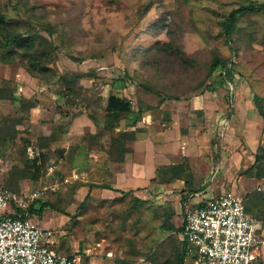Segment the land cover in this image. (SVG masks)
Returning a JSON list of instances; mask_svg holds the SVG:
<instances>
[{
	"label": "rangeland",
	"instance_id": "rangeland-1",
	"mask_svg": "<svg viewBox=\"0 0 264 264\" xmlns=\"http://www.w3.org/2000/svg\"><path fill=\"white\" fill-rule=\"evenodd\" d=\"M252 2L263 4L264 0H0V12L5 15L6 22L11 24L16 34L23 36L37 33L46 48H51L52 42L54 46H59V41L55 36L50 37L44 31L45 28L51 21L62 24L68 36L63 52L70 53L73 58L82 62L75 65L61 54L60 60L54 65L58 73L82 74L94 69L99 77L106 79V93L109 88L107 85L112 84L111 80L122 78L126 72L133 78L134 83L118 80L113 84V89L117 95L132 99L135 108L140 93L137 90L138 83L179 97L180 101L170 102L164 109L167 111L174 109L178 114L183 113L186 117L185 123L198 119L196 116L187 115L186 111H181V104L184 102L197 100L205 93L209 96L212 106L206 111L217 112L221 114L220 117L237 111L235 102L241 96V112L251 110L258 120L261 131L258 134L259 146L252 158V162H255L256 157H260L256 178L261 182L264 180V119L259 116L254 104L264 111V12L238 18L236 31L231 37L232 46L236 51L229 49L220 26L232 10ZM146 6H150L148 12L140 17V12ZM31 16L40 19H35L37 17L31 19ZM159 20H163L167 28H163L159 36H154L153 33L161 24L158 23ZM168 28L170 31L166 35L165 31ZM2 38L0 36V43L3 46ZM158 41H175L179 45L181 56L169 58L166 54L144 52ZM10 50L11 47L0 50V57ZM217 58L229 62L232 66L235 73L234 85L225 83L222 87H215L216 92L207 91V87L212 88L213 83H217L221 78L220 70L211 77L207 75L209 65ZM147 60H150L148 61L150 63L154 60V63L160 64L159 68L150 66ZM4 79L16 84L17 99L12 104L0 103V118L9 115L22 118V122L17 125L20 134L0 146L1 185L17 194H32L34 190L44 192L36 208L39 209L45 203L70 217L76 215L73 221L48 208L51 210V218L47 220L50 225L46 228L53 232V241L57 243L55 247L62 246L68 251L61 249L59 251L53 246L51 249L65 255L77 250L84 252L81 264H164L168 261L174 263V250L178 248L180 236L176 232L160 230L159 224L152 221L146 211H143L145 214L139 218L138 213L129 212L125 204L121 205L122 207L103 208L101 214H97L95 206L93 208L90 206L92 210L89 209V213L79 218L78 207L84 199L79 197L80 193L77 196V185L81 184V177L80 179L77 177V147L99 145L98 152L87 150L85 154L82 152L84 161L93 159L101 165L108 160L114 163L122 157L120 148H116V151L110 149L116 146L111 145V139L116 137V134L103 130L101 138H91L90 136L94 135L89 132L94 130L96 124L79 122L73 124L72 119L67 125V120L63 118L59 120L60 115L53 116L52 123L42 126L40 121L43 118L50 121L57 107L62 112L70 113V116L77 111L72 104L67 106L59 103L56 94L61 89L60 83L56 79L47 84L40 83L37 78L30 77L17 62L0 66V85ZM95 85V79L87 77H82L77 82L79 90H89L93 93L96 91L93 89ZM255 97L259 100L255 101ZM33 98L41 107L34 111V116L30 114L28 117L21 112L16 117L15 110H20L21 101L23 99L30 101ZM79 99L76 103L84 102L87 111L93 108L95 117L99 119L98 124H102L103 118L96 105L95 96L88 100ZM157 100V97L151 94L144 97V101L150 105H155ZM216 102H220L221 109L218 110L214 105ZM197 105L198 103H193V106ZM189 107L186 106L187 111H190ZM165 110L149 113L162 116L167 112ZM81 115L87 117L85 113ZM201 117L198 118L202 120ZM235 117L236 113L231 114L228 119V126L230 124L231 128L239 125L236 121L239 120L238 116ZM56 123L58 126L54 127ZM99 128L97 132L103 126L100 125ZM37 131L47 135L53 131L57 140L51 154L44 155V158L43 155L39 156L34 144L37 139L34 133ZM231 135L234 140L236 134L233 136L231 132ZM236 138L245 149L247 144L245 138L239 134ZM217 143L218 141L216 147ZM92 155L100 157L95 160L97 157ZM34 158H37L34 166L25 164L24 160H30L33 165ZM44 165L47 167L46 170L42 169ZM38 166L42 169L38 180L33 181L31 175L22 178V170L25 167H30V174L34 176ZM88 171L84 178L88 180L86 176L94 173L92 176L95 180L105 183L102 168L101 173L95 165L94 172L89 168ZM263 184L258 187H262ZM43 213L37 215L38 218L35 217L34 220L40 221ZM91 220L95 221L94 224H90ZM136 243L143 252L138 251ZM107 252H112L113 256L106 257Z\"/></svg>",
	"mask_w": 264,
	"mask_h": 264
},
{
	"label": "crops",
	"instance_id": "crops-1",
	"mask_svg": "<svg viewBox=\"0 0 264 264\" xmlns=\"http://www.w3.org/2000/svg\"><path fill=\"white\" fill-rule=\"evenodd\" d=\"M207 99L209 100V96L204 93L197 100L182 102L181 111H186L187 115L189 114L191 117L196 116L198 120L195 122L189 120L185 123L186 117L183 116V113L178 114L174 109L165 110L164 108L171 101L159 109L167 111L165 114L162 113V116L145 113L135 125H133V119H128L126 127H122L121 130L122 132L135 133L133 136L135 138L132 141H127L120 149L122 153L124 149L128 152L122 154L117 162L101 165L94 162L92 158V161L88 160L87 162V160L84 161L85 157L82 154L77 155V177L79 179L81 177L77 196L80 193L79 197H82L83 200L89 195L91 208L95 206L97 214H101L103 208L122 207L123 204L129 209V212L138 213L137 217L139 218L140 215L145 214L143 211H146L152 221L159 224L160 230H167L166 226L170 224L172 229L169 232L178 234L184 227L186 209L196 207L203 201L218 197L224 192H233L244 198L246 213L260 223L259 234L264 239V188L260 191L257 190L264 180L260 182L256 178V173L252 174L250 171L254 164L252 162L253 154L259 146L258 134L261 131L258 127V120L251 110L241 112V96L235 102L238 110L231 111L226 115L222 113L223 116L220 117L221 114H217V112L206 111L212 107L210 100L207 101ZM193 103H198V105L193 106ZM214 105L218 107V110L221 109L220 102H216ZM186 106H190V111H187ZM39 108L41 107L35 110H39ZM34 111L32 112L33 116ZM234 113H236V117L238 116L239 120H235L239 125L236 128H231L230 124L228 126V119ZM199 116H202V120L198 118ZM76 122L88 125L96 124L94 130L89 132L90 134H95L99 127L97 121L89 119L85 115L77 116L73 120V124ZM231 132L233 136L236 134L237 137L239 134L245 138V144L247 143L245 149L242 148L236 137L232 140ZM223 136L224 139H222ZM92 156L97 157L95 160L100 157ZM94 165L100 169V173L101 168H104L105 184L111 189L90 187V183L93 185L102 183L92 178L94 173L89 178L86 176L88 180L84 178V175L89 173L88 168L94 172ZM115 165L119 167L114 168ZM173 165H183L188 177L181 176L172 183H161L158 172ZM187 178L191 182L190 185L186 184ZM189 187L192 190H189ZM50 212L51 210L44 211V216L40 221L31 218L32 222L43 228L49 227L50 222L47 220L51 218ZM94 222L91 220L90 224H94ZM178 235L182 240L183 236ZM56 244L55 242L53 244L56 250H68L62 246L55 247ZM136 245L138 251L143 252L137 243ZM189 262L192 264L190 258L187 259L186 264ZM257 264H264V242L258 250Z\"/></svg>",
	"mask_w": 264,
	"mask_h": 264
},
{
	"label": "trees",
	"instance_id": "trees-1",
	"mask_svg": "<svg viewBox=\"0 0 264 264\" xmlns=\"http://www.w3.org/2000/svg\"><path fill=\"white\" fill-rule=\"evenodd\" d=\"M150 6H146L141 12L140 17H143L148 12ZM264 12V3L260 4L257 2L248 3L246 5H242L241 7L232 10L227 17L220 23L221 30L224 33L226 37L227 45L230 47L229 49L232 51H236L234 47L232 46V39L231 37L236 31V23L239 17L248 16V15H254V14H260ZM44 16V15H43ZM37 16H31V19H34ZM35 19H40L39 17ZM50 21V20H49ZM158 23H161L157 28L156 31L153 33L154 36H159L163 32V28H167V25L164 23L163 20H159ZM11 24L7 23L5 20V15H3L2 12H0V36L3 37V43L2 46L0 43V50H3L4 48L11 47V50L6 52L4 55L0 57V66H8L10 64H14L17 62V64L32 78H37L40 83H49L52 79H56L61 85V89L59 90V93H57L56 97L58 98L59 103L62 105V103L67 106L69 104L74 105L75 108H77V111L70 116V113L62 112L58 107L55 108L54 113L52 114V119L50 121H46V119H42L40 121V124L46 125V123H52L53 122V116L60 115V118H63L67 120V125L70 123V121L75 119L77 115H81L82 113L87 114L89 118L92 120L99 121L98 118L94 115V109L90 108L88 111L86 110V105L84 102L82 103H76V100H80L79 98L88 100L90 97L95 96L96 105L99 108L100 113L102 114L103 122L102 124H99L103 126L101 130L98 132L96 131L95 134H91L94 136H90L91 138H101L104 132L107 133H115L116 137L111 139V145L114 146L110 148L112 151H116V148H123L125 143L127 141L134 140L135 133L130 132H122L121 128L125 126V123L128 119H133V125L136 124V122H139L143 115L145 113L153 112L155 110H159L162 108L164 104H166L168 101L171 102H178L180 101L179 97L170 96L167 93L162 92L158 88L151 87L147 84H137V90L140 92L139 96H137V106L134 107V103L132 99L119 96L114 91V85L116 81L118 80H124L128 83L132 84L134 83L133 78L128 75V73L124 72L123 77L120 79H112V84L107 87V92L105 93V85L106 82L104 78L99 77L98 72L96 70H90L88 73H73V72H64L62 74L58 73V70L56 66V62L60 60V56H64L71 60L72 63L75 65L81 64L82 60L75 59L70 55V53L63 52V48L66 46V39L67 31L65 27L62 24H57L54 21L49 22L47 27L45 28V32L50 36H55L56 39L59 41V46H54L53 42L51 45V48H46L42 42L41 39L38 38L37 33H31L28 35L16 34L14 32L13 27L10 26ZM170 28L166 29L165 33L167 35ZM170 35V34H169ZM37 50H40V52H37ZM144 52H153L156 55L166 54L169 56V58H178L181 56V52L179 49L178 43L175 41H167V42H155L149 49L144 50ZM62 54V55H61ZM150 60H147V62ZM150 63V62H148ZM155 64V65H154ZM157 65V66H156ZM150 66H155L159 68L160 64L154 63V60L152 63H150ZM232 66L229 65V62H223L219 58L214 59L211 64L209 65L208 69V77H211L217 70H220V81L217 83H213L212 88L207 87V91H215V87L222 86L225 83L229 85H234V76L235 73L231 68ZM82 77H87L91 79H95V87L93 89H96V91L89 92L79 90L77 86V82ZM122 80V81H123ZM82 91V93L80 92ZM233 91V90H232ZM16 92H17V86L13 82L4 79L0 85V103H13L15 102L16 98ZM146 94H151L155 97H157V103L155 105L147 104L144 101V97ZM255 101H258L256 97L254 98ZM94 101V100H93ZM254 101V102H255ZM255 109L257 110L259 116L264 119V111L261 110L257 105H255ZM40 107V103H38L35 98L29 100H22L20 105V110H15V114L17 117V114L20 115L21 112H24L25 114L32 115V112ZM73 107V108H74ZM15 116V115H14ZM13 117V116H12ZM7 116H3V118H0V146L3 144L8 143L9 141L13 140L17 135L20 134V130L17 129V125L19 122L21 123L22 118H12ZM101 121V120H100ZM52 125V124H51ZM60 125V124H59ZM54 127L58 126V123L53 125ZM98 127V128H99ZM100 129V128H99ZM37 133V134H36ZM34 135L36 142L35 147L37 148L39 152V156H42L44 158V155L51 154V149L56 145V137L55 133L51 134H44L43 132H35ZM97 136V137H95ZM100 136V137H98ZM102 143V142H99ZM86 144V142H85ZM84 144V145H85ZM86 148V149H85ZM100 149L99 145H85V146H79L77 147V155L82 154V152L85 151H95L98 152ZM128 150L124 149V153H127ZM38 156V157H39ZM259 160L260 157L257 156L254 164L250 168L251 173L254 174L259 171ZM25 164H29L31 166H34L37 163V158H34L32 161L33 165L30 163V160H24ZM110 162L109 160L104 162V164L107 165V163ZM112 162V161H111ZM30 168V167H29ZM28 167H25L24 170H22L23 176L22 178H28L31 175V179L33 181L38 180L39 173H40V167L38 166L35 170V175L33 176L30 174ZM44 170L47 169L46 165L43 166ZM41 169V170H42ZM104 169V168H103ZM104 173V172H103ZM105 175V174H104ZM158 176L161 179V183H172L176 179L181 178V176L188 177L185 173V167L183 165H173L166 168L161 169V172H158ZM21 178V177H20ZM89 178V177H88ZM93 178V177H92ZM105 179V178H104ZM190 181H188V178L186 179V184L190 185ZM1 185V183H0ZM97 186L102 189H111L110 186H107L105 183L93 185L90 183V187ZM1 187L5 188L3 185ZM79 187V184L77 185V188ZM189 190H192L191 187H189ZM36 191V190H34ZM32 191V192H34ZM41 199L39 197L38 199L32 201L28 206V214L29 217L35 218L37 215L42 214L44 211L49 210L50 208L52 211L59 212L62 215H65L71 219H76V215L73 217H70L65 212L58 211L52 207H49L48 204H43L39 209L36 208V204H38V201ZM245 202V201H244ZM90 196L88 195L82 203L79 204L78 210L80 211V215L89 213L90 209ZM19 211V210H18ZM79 215V216H80ZM38 218V217H37ZM163 228H165L163 226ZM162 228V229H163ZM166 229L170 231L172 229V226L169 224L166 226ZM165 230V229H163ZM166 230V231H167ZM184 227L182 231H179L178 234L183 235ZM54 244V243H53ZM178 248L174 250L175 254V261L174 263L168 261L164 264H186L187 259H189L188 255V248H187V242L182 239L178 243ZM68 251V250H67ZM65 255V254H64ZM75 255H84V252L78 251L71 254H67L68 257L73 258ZM191 259V258H190ZM82 263V261H81Z\"/></svg>",
	"mask_w": 264,
	"mask_h": 264
},
{
	"label": "built area",
	"instance_id": "built-area-1",
	"mask_svg": "<svg viewBox=\"0 0 264 264\" xmlns=\"http://www.w3.org/2000/svg\"><path fill=\"white\" fill-rule=\"evenodd\" d=\"M43 193L17 194L0 185V264H81V255L70 258L52 250V230L29 217V204ZM260 228L246 213L244 198L224 192L185 210L182 236L192 264H257L264 242Z\"/></svg>",
	"mask_w": 264,
	"mask_h": 264
}]
</instances>
